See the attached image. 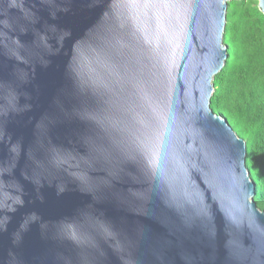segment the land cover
<instances>
[{
    "label": "water",
    "instance_id": "obj_1",
    "mask_svg": "<svg viewBox=\"0 0 264 264\" xmlns=\"http://www.w3.org/2000/svg\"><path fill=\"white\" fill-rule=\"evenodd\" d=\"M231 1L0 0V264H264Z\"/></svg>",
    "mask_w": 264,
    "mask_h": 264
},
{
    "label": "trees",
    "instance_id": "obj_2",
    "mask_svg": "<svg viewBox=\"0 0 264 264\" xmlns=\"http://www.w3.org/2000/svg\"><path fill=\"white\" fill-rule=\"evenodd\" d=\"M224 42L227 58L216 74L212 108L246 142L254 199L264 210V12L259 0H232Z\"/></svg>",
    "mask_w": 264,
    "mask_h": 264
}]
</instances>
